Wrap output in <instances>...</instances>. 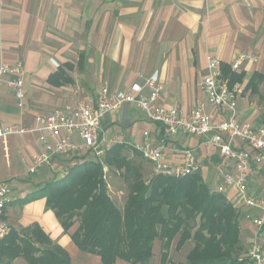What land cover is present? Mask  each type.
Returning a JSON list of instances; mask_svg holds the SVG:
<instances>
[{
	"label": "crops",
	"instance_id": "crops-1",
	"mask_svg": "<svg viewBox=\"0 0 264 264\" xmlns=\"http://www.w3.org/2000/svg\"><path fill=\"white\" fill-rule=\"evenodd\" d=\"M0 5V61L21 63L26 91V102L19 108L12 92L0 86L3 126H30L38 114L74 107L79 99L96 96L105 83L121 90L154 72L164 88L160 103H177L185 112L202 104L214 114L198 87L206 72L207 54L220 60L222 79L237 89L239 121L255 123L261 112L253 98L264 103V0H0ZM240 54L256 60L246 59L233 71L230 61ZM59 69L71 82L57 87L48 78ZM254 74L263 77L257 94L246 88ZM35 96L40 110L32 111L29 104ZM222 118L215 113L213 121L218 124ZM103 128L110 138L122 136L137 143L142 142L144 131L164 135L132 105L106 115ZM176 140L198 147L201 175L208 184L212 180L215 188V149L187 134H179ZM42 150L31 135L0 140V178L11 194L3 218L18 233L38 227L51 245L68 254L70 264H102L98 255L81 251L71 238L77 221L64 231L44 198L22 203L52 179L47 168L35 175L27 172L31 158ZM249 189L256 197L264 194V170L254 165ZM255 213L242 209L239 215L246 252L254 236L249 216ZM7 264L27 261L18 256ZM114 264L130 263L117 260Z\"/></svg>",
	"mask_w": 264,
	"mask_h": 264
},
{
	"label": "built area",
	"instance_id": "built-area-1",
	"mask_svg": "<svg viewBox=\"0 0 264 264\" xmlns=\"http://www.w3.org/2000/svg\"><path fill=\"white\" fill-rule=\"evenodd\" d=\"M253 60L240 54L230 61V68L239 69L244 60ZM206 72L198 87L206 94L207 103L214 114L222 115L218 124L214 114L202 104L188 112L177 104L160 103L163 84L157 72L124 89H113L105 83L96 96L79 99L74 107L53 109L38 114L30 126H3L0 122V140L8 136H35L43 150L31 158L29 175L41 169L50 170L51 178H62L75 164L83 160L102 162L105 153L115 144L136 150L152 166L155 175L175 180L201 172L198 147H188L176 140L179 134L201 139L205 146L215 149L217 184L214 191L227 196L236 209H253L249 216L254 228L253 239L246 255L253 264H264V194L256 197L249 189L253 165L264 170V119L259 123H242L238 119L235 87L229 88L221 77L220 60L212 54L205 56ZM24 76L21 63L6 64L0 61V86L12 92L17 107L24 105ZM126 105L142 111L147 121L164 131L161 137L142 133L140 143L122 136L108 137L103 120L106 115L118 112ZM10 190L0 178V240L11 227L3 218L10 201Z\"/></svg>",
	"mask_w": 264,
	"mask_h": 264
},
{
	"label": "trees",
	"instance_id": "trees-1",
	"mask_svg": "<svg viewBox=\"0 0 264 264\" xmlns=\"http://www.w3.org/2000/svg\"><path fill=\"white\" fill-rule=\"evenodd\" d=\"M262 80L260 74H254L246 88L257 94ZM48 82L58 87L71 79L59 69ZM127 149L140 155L124 144H115L102 162L83 160L73 165L65 176L45 182L22 203L44 198L64 231L78 221L71 238L81 251L98 255L102 264L117 260L144 264L153 255L155 239L161 242L160 264H180L168 257L175 239V250L188 241L193 244L182 264H253L249 258L238 257L242 250V209L211 190L201 172L179 180L154 175L146 182L140 168L122 156ZM104 165L131 180L123 210L117 209L108 196ZM18 256L27 264H70L68 254L51 245L38 227L24 233L10 230L0 240L1 263Z\"/></svg>",
	"mask_w": 264,
	"mask_h": 264
},
{
	"label": "rangeland",
	"instance_id": "rangeland-1",
	"mask_svg": "<svg viewBox=\"0 0 264 264\" xmlns=\"http://www.w3.org/2000/svg\"><path fill=\"white\" fill-rule=\"evenodd\" d=\"M262 93L264 94V86L262 87ZM36 96H38V93H36ZM36 96L34 99H31L30 104H29V107L31 108L32 111L40 110L38 109L39 105L37 103L38 101H37ZM253 101L258 103L257 107H259L261 111L257 117V121H255V123H259L260 120L264 116L263 114L264 103L261 100H257L256 97L253 98ZM25 102H26V91H25L24 103ZM122 156L140 168L143 179L146 182L149 181L151 177L155 175L150 163L144 160L141 155H137L127 149L122 152ZM203 165H205V162ZM103 170L105 172L104 179H105V182L108 188V196L110 200L114 203L117 209L123 210L127 202V199H128L129 186H130L131 180L125 179L122 173H120L114 168H111L108 171V168L106 165L103 166ZM209 185L211 186V189L214 188V182L212 180L209 181ZM175 242H176V239L174 240L173 244L171 245V248L168 251V257L170 258V261L182 264L185 262V257L187 253L189 252V250L191 249L193 244L190 241H188L184 244V246L180 250H175ZM241 244H242V241H241ZM241 247H242V250L238 254L239 259L248 258L243 244L241 245ZM160 255H161V242L158 239H155L153 243V255L144 264H160Z\"/></svg>",
	"mask_w": 264,
	"mask_h": 264
}]
</instances>
